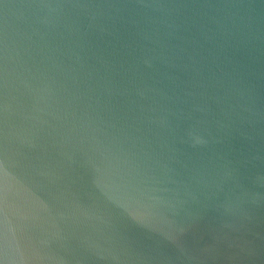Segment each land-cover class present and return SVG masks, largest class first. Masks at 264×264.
<instances>
[{
	"label": "water",
	"instance_id": "95a60500",
	"mask_svg": "<svg viewBox=\"0 0 264 264\" xmlns=\"http://www.w3.org/2000/svg\"><path fill=\"white\" fill-rule=\"evenodd\" d=\"M0 264H264V0H0Z\"/></svg>",
	"mask_w": 264,
	"mask_h": 264
}]
</instances>
